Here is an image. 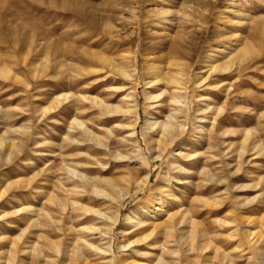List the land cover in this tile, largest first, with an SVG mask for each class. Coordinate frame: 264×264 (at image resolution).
Instances as JSON below:
<instances>
[{"label": "rangeland", "instance_id": "374dc122", "mask_svg": "<svg viewBox=\"0 0 264 264\" xmlns=\"http://www.w3.org/2000/svg\"><path fill=\"white\" fill-rule=\"evenodd\" d=\"M183 219L264 264V0H0V264H176Z\"/></svg>", "mask_w": 264, "mask_h": 264}, {"label": "bare ground", "instance_id": "6f19581e", "mask_svg": "<svg viewBox=\"0 0 264 264\" xmlns=\"http://www.w3.org/2000/svg\"><path fill=\"white\" fill-rule=\"evenodd\" d=\"M106 61V60H105ZM112 68L114 67V65L109 62V61H106ZM153 68V67H152ZM216 70V67L214 68ZM155 72H160V68L159 67H156L153 69ZM227 70V68H226ZM122 75H125V72L124 71H119ZM163 73L160 75L162 76ZM181 77V76H180ZM170 79H172L173 81L171 82L172 84H174L176 86V90H182V81L181 79L179 78V76L175 75V76H172ZM160 81H165V78H160V79H157V81L155 82H152L150 84H157L158 82ZM205 82V81H204ZM204 82H200L199 85H202ZM165 93V92H164ZM160 94L158 96H153V95H147L146 99L147 101H155L154 103H156V100H158L159 98H161V96L164 94ZM176 93V92H175ZM177 95V94H175ZM177 97V96H175ZM174 97V98H175ZM181 99V98H180ZM182 101V99H181ZM180 100H177L175 99L173 102L175 104H180L181 103ZM97 102V101H96ZM132 108V107H131ZM130 107H126V109H122V108H116L114 113H122L125 117H132L133 114H134V110L131 109ZM172 118V116H170ZM150 124V123H149ZM148 125V124H147ZM151 128L153 130H155L156 128H159L163 131V134H162V137L164 139H168L170 136H172V133L175 131V125H173L171 122H167V123H158V122H154V123H151ZM133 127V126H132ZM180 129H183L184 127L183 126H178ZM148 128V127H147ZM136 135V131H134V133L132 134V136L134 137ZM88 182V181H87ZM162 200V198H160ZM161 200L157 201V202H160L161 203ZM152 201V200H151ZM152 202H156L155 200H153ZM159 204V203H157ZM156 211L158 212H162L163 211V206H159V207H156ZM100 214V213H99ZM101 215V214H100ZM99 215V216H100ZM106 216V215H105ZM103 217V216H101ZM109 220L111 221H114V217H110ZM180 226V229L183 228V227H186L188 226L189 227V232H183L182 235L180 236V238L178 239L179 242L181 243H187V247L183 250V254H181L180 251H176V252H168L169 254H171L174 258H178L180 261H177L176 264H183L185 262V264H188L187 261L189 260V258L187 257L188 253H190V249L192 248H196V245H194V243H190V245L188 244L190 240H192L193 242H196L201 240V241H204L206 236L208 235V233H206L205 231H203L201 229V227L199 226L198 223H196L195 221H190L188 222L187 219H183L182 222H180L178 224ZM176 225V226H178ZM249 225V224H248ZM247 225V226H248ZM226 226H230L231 228V231L232 233H230V237L233 238V239H241V235L239 232L240 230L238 229L237 226H235L233 223H229V224H226ZM176 228V227H174ZM177 231V230H176ZM245 231V230H244ZM175 231L171 232V234L173 235ZM171 236V235H170ZM244 238L247 240V246L249 247L250 249V253L255 256V258H260L262 256H264V235L263 233H261V229H246V231L243 233ZM148 237H145L144 240H147ZM207 239V238H206ZM191 241V242H192ZM241 243V242H240ZM16 247H17V243L14 244ZM159 245V243H154L153 244V249H155L157 246ZM198 245V243H197ZM200 247V250L203 252L205 249H209L211 248L210 246V243L208 242H205L203 243L202 245L199 246ZM57 249V247H55ZM123 248H128V246H123ZM199 249V248H198ZM216 249V248H215ZM58 250V249H57ZM98 250V249H97ZM102 253H106V252H109V251H101ZM36 255H37V260H40L41 259V256H42V253L37 251L35 252ZM216 253L217 254H221L220 251L218 249H216ZM58 254H60V252L58 251ZM76 256V255H75ZM80 256V255H79ZM13 258V257H12ZM182 258H185L183 259L182 261ZM14 261L16 260V258L14 257L13 258ZM224 259H225V256H224ZM37 260L33 261V263L37 262ZM227 260V259H226ZM14 261L12 262H8V264H15ZM225 262V261H224ZM159 264H165V261L162 260V258L160 257L159 258Z\"/></svg>", "mask_w": 264, "mask_h": 264}]
</instances>
